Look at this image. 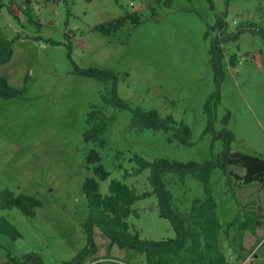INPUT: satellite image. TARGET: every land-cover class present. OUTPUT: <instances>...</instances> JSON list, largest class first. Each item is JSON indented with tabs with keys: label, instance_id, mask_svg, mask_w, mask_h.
Here are the masks:
<instances>
[{
	"label": "rangeland",
	"instance_id": "obj_1",
	"mask_svg": "<svg viewBox=\"0 0 264 264\" xmlns=\"http://www.w3.org/2000/svg\"><path fill=\"white\" fill-rule=\"evenodd\" d=\"M23 1L0 0V29L15 38L0 77L21 92L0 99V193L33 197L40 206L33 217L0 209V218L20 234L14 241L0 234V264L29 253L43 264H61L85 248L87 205L81 187L86 178H97L94 166L87 169L85 163L91 150L108 173L106 180H97L100 195L108 194L111 180L142 195L151 192L148 170L124 177L137 168L134 156L181 163L216 159L223 150L216 138L221 130L234 139L227 174L215 170L210 177L217 221L225 231L241 212L236 198L244 211L259 215L254 233L235 225L221 234L222 251L229 264H264V43L258 36L245 32L222 43L219 101L210 125L204 113L216 91L210 43L220 36L210 28L221 15L227 36L241 25L264 26V0H211L213 9L207 0H27L35 24L21 13ZM125 13H138L140 25L128 23L108 38L93 31ZM73 65L116 74L120 100L130 109L156 111L187 126L189 145L174 140L172 132L134 124L130 110L105 106L102 97H110L112 82L76 75ZM95 109L112 118L101 146L83 138L87 114ZM162 181L178 213H187L202 196L201 184L190 176L168 173ZM133 209L137 216L127 220L132 233L152 241L174 237L153 195ZM92 239L96 251L81 264L145 262L142 253L119 249L97 228Z\"/></svg>",
	"mask_w": 264,
	"mask_h": 264
},
{
	"label": "trees",
	"instance_id": "obj_2",
	"mask_svg": "<svg viewBox=\"0 0 264 264\" xmlns=\"http://www.w3.org/2000/svg\"><path fill=\"white\" fill-rule=\"evenodd\" d=\"M148 1V0H146ZM159 2L160 0H154ZM211 9L213 3L207 0ZM230 0H226L228 4ZM169 4V2H166ZM24 9L19 8L27 21L35 24L31 14L29 2L23 1ZM1 6V5H0ZM147 6L151 5L147 2ZM264 11V10H263ZM132 28L140 25L138 13H125L122 16L99 24L93 31L103 37H111L120 31L126 24ZM226 23L224 15L217 17L215 25L210 30H216L219 37L212 39L209 48L210 65L213 69L216 82V91L211 95L204 105V113L209 119L208 125L212 122L213 107L219 101L218 86L221 81L220 60L223 57L222 43L237 38L245 32L258 36L264 43V26L259 24H245L238 26L233 36L225 35ZM15 39V38H14ZM14 39H8L0 29V64L9 62L12 56V44ZM53 44V43H52ZM70 58V54H68ZM264 60V52H263ZM230 65L234 66L233 58ZM73 72L76 75L93 78L99 82H112L110 97H102L105 106L120 110H130L132 122L143 129L152 131L172 132V138L182 145H189L190 130L183 124H178L171 116H160L156 111H145L140 107L130 109L127 104L117 96L116 85L117 75L111 71L95 68L79 69L73 65ZM21 94L20 91L10 87L5 78L0 77V99L9 100ZM88 129L84 132V141L88 144L102 145V137L111 125L112 118L107 117L102 110H91L86 119ZM210 128V126H208ZM208 130V129H207ZM216 138L222 141L223 150L216 159L202 163L187 162L181 163L166 159H146L134 156L132 160L137 168L132 174L124 173V177L134 176L148 170V183L150 193L137 195L133 188L126 186L118 180H111L108 185V194L100 195L97 180L104 181L108 173L100 165V157L97 152L91 150L86 156L87 169L93 167L97 178H86L81 190L86 200V219L83 228L87 237L85 248L73 259L61 264H81L89 253L96 251L93 243V229H99L112 245L119 249H130L140 252L144 256V264H229L222 251L221 234L225 233L231 226L238 225L240 230H249L254 233L257 227L259 215L253 211H244L239 200L236 204L241 209L230 224H227L225 231L216 218L215 202L209 190L210 177L215 170L227 174V164L231 156V142L234 137L231 132L221 130ZM174 174L179 178L190 176L202 186V196L195 198L187 213H178L172 208L171 194L165 189L162 177L165 174ZM153 195L158 204L159 216L170 224L174 237L162 241L141 239L137 232H131L127 222L130 216H137L133 205L142 198ZM40 206V202L26 195H15L10 191L0 193V209H17L26 217H33L34 209ZM0 234L5 235L14 241L20 237L16 229L0 218ZM5 264H43L42 259L33 253L26 254L20 259L8 258Z\"/></svg>",
	"mask_w": 264,
	"mask_h": 264
}]
</instances>
